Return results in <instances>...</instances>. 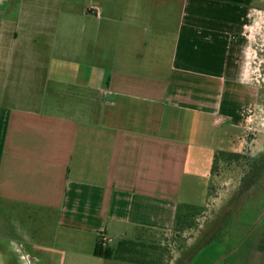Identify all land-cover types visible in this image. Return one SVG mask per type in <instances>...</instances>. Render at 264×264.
Wrapping results in <instances>:
<instances>
[{
  "label": "crops",
  "instance_id": "0c3cea01",
  "mask_svg": "<svg viewBox=\"0 0 264 264\" xmlns=\"http://www.w3.org/2000/svg\"><path fill=\"white\" fill-rule=\"evenodd\" d=\"M259 1L0 0V264H97L205 208L259 110Z\"/></svg>",
  "mask_w": 264,
  "mask_h": 264
},
{
  "label": "rangeland",
  "instance_id": "374dc122",
  "mask_svg": "<svg viewBox=\"0 0 264 264\" xmlns=\"http://www.w3.org/2000/svg\"><path fill=\"white\" fill-rule=\"evenodd\" d=\"M258 7L261 11L256 13L249 30L250 46L245 58L251 83L260 88L257 98L259 110L254 112L246 145L238 153L242 157L232 162L218 158V166H215L214 177L211 178L210 199L205 208L200 205L194 207L197 213L186 220L181 232L175 230L158 238L146 233H133L128 240H112L109 247L116 251L120 242L126 241L125 250L119 251L113 260L100 259L97 264H181L184 253L192 251V254V249L208 236L223 240V244L218 242L211 246H216L214 253H218L217 256L225 254L215 264H264V174L261 183L247 191V197L254 199V205L250 203L249 207H240L241 202L248 204V198L241 195V189L245 188L243 179L249 173L246 165L251 163L247 158H264V0L259 1ZM243 102L250 104V99L244 96ZM240 134L229 139V149L230 145L238 149ZM237 197L241 198L240 202ZM186 207L181 210L182 216L187 212ZM243 208L246 210L242 213Z\"/></svg>",
  "mask_w": 264,
  "mask_h": 264
},
{
  "label": "trees",
  "instance_id": "16d2710c",
  "mask_svg": "<svg viewBox=\"0 0 264 264\" xmlns=\"http://www.w3.org/2000/svg\"><path fill=\"white\" fill-rule=\"evenodd\" d=\"M219 157L223 158L224 161H226V162H232L233 160H236L239 157H242V155L238 154V153H225V152L220 153L217 155V157L215 159V166L216 167L218 166L217 162H218ZM247 159L251 160L250 161L251 163H248L246 165L249 168V173L243 179V182H242L245 185V188L241 189V192L243 193L241 195L242 196L244 195L245 198H248L247 197V193H248L247 191L250 190V187H255L257 184H259L261 182V178H263V174H264V172H263V170H264V158H254V159L253 158H247ZM214 170H215V167H214ZM240 200H241V198L237 197V201L240 202ZM241 203H240V205H241ZM250 203H252V202H249L248 204H246V205H248L247 207L250 206ZM185 209L187 210L185 215L182 216V214H180L177 221H176L175 230L177 232H181L180 228L182 227L183 224L186 223V220L190 216L197 213L195 211L196 209L194 207L187 206ZM251 209H252V206H251ZM245 210L246 209H244L243 211H245ZM103 237L104 236H100L98 239L97 245L94 249L95 257L101 258L104 260H113L115 257H117L116 254L120 253L119 251L123 252L125 250L126 241L120 242L119 247L116 251V250L110 248L108 246V244H104L105 241H104ZM125 260H128V259H125ZM129 261H131V260H129ZM158 263H160V262H158ZM140 264H142V263H140Z\"/></svg>",
  "mask_w": 264,
  "mask_h": 264
},
{
  "label": "flooded vegetation",
  "instance_id": "af4514ba",
  "mask_svg": "<svg viewBox=\"0 0 264 264\" xmlns=\"http://www.w3.org/2000/svg\"><path fill=\"white\" fill-rule=\"evenodd\" d=\"M249 197H251V194ZM252 200L254 201V199L252 197L248 198L246 203L252 202L251 205H254ZM245 205L246 204L244 201V203L243 202L241 203L240 207H243ZM244 209L245 208H243V210ZM243 210H242V212H243ZM218 242L223 244V240L220 241L217 237L208 236V238H206V240L204 242H202L200 244L198 243L197 246H195V248L192 249L193 250L192 254H191L192 251L188 252V253H184V255H185L184 257L185 258L188 257V259L184 260L185 258L183 259V257H181V259H182L181 264H215L217 261H219L225 255V254H221L220 256H217L218 253H214L216 246H214L213 248L211 246L217 244ZM212 254H213V257H212ZM211 258H212V260H211Z\"/></svg>",
  "mask_w": 264,
  "mask_h": 264
},
{
  "label": "built area",
  "instance_id": "2783aa9c",
  "mask_svg": "<svg viewBox=\"0 0 264 264\" xmlns=\"http://www.w3.org/2000/svg\"><path fill=\"white\" fill-rule=\"evenodd\" d=\"M103 238H104V241H105L104 244H108V242H109L108 238H106V237H103Z\"/></svg>",
  "mask_w": 264,
  "mask_h": 264
}]
</instances>
